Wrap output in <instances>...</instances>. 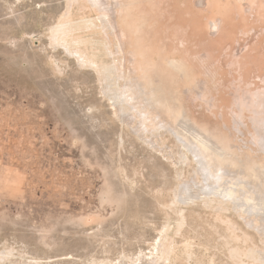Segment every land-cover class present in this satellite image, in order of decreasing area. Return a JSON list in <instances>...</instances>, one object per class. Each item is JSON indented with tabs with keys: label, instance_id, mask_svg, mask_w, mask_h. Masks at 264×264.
I'll return each instance as SVG.
<instances>
[{
	"label": "rangeland",
	"instance_id": "rangeland-1",
	"mask_svg": "<svg viewBox=\"0 0 264 264\" xmlns=\"http://www.w3.org/2000/svg\"><path fill=\"white\" fill-rule=\"evenodd\" d=\"M227 5L158 6L151 14L157 41L173 45L182 22L195 32L187 14L205 22ZM263 8L264 0H252L244 11L235 8L216 34L206 28L201 50L212 56L210 73L221 60L239 58V48L251 51L242 55L250 59L216 75L232 89L204 79L219 105L249 96L242 83L252 78L251 68L264 73ZM97 10L89 0H0V264H264V220L248 216L251 202L231 201L205 181L207 173L196 174L199 164L182 137L149 128L132 90L125 94L132 104L117 97L128 90L118 73L124 60ZM173 11L182 22L169 19ZM115 13L106 3V14ZM63 23L65 36L57 31ZM197 91L190 100L203 97ZM195 113L220 130L225 146L248 137L246 130L238 135L230 118L226 130L220 119Z\"/></svg>",
	"mask_w": 264,
	"mask_h": 264
},
{
	"label": "bare ground",
	"instance_id": "bare-ground-1",
	"mask_svg": "<svg viewBox=\"0 0 264 264\" xmlns=\"http://www.w3.org/2000/svg\"><path fill=\"white\" fill-rule=\"evenodd\" d=\"M225 1L228 4L227 7L222 9L221 11H216L215 14L208 17L205 22L202 18L197 17L194 14L186 15L191 19L190 22L192 23L195 32H190L189 25L180 21L175 11L171 12L169 14V19L172 21L178 20L182 22V24L176 26V29L173 31V39L175 40V43L169 46L166 41H157L155 24L156 19L152 18L151 14L157 12L158 6L168 9V6L172 7L174 3L175 7V4H177V0H89V2L94 7L99 9V11H97L100 12V14H98L101 15V17L106 21L104 22L107 23L105 27H109L110 30H112L113 34L119 40L120 47H118L121 51L120 53H122L124 62H122L121 70L119 69L120 65L117 66V63L115 64L117 69H119L118 73L121 72V77L119 78L121 79V81H125L123 83L127 84H125L126 86L123 84L122 85L125 86L124 88L127 87L128 90H125V92L124 90L123 92L118 91L117 97L122 99L121 102H123V100L125 102L128 101V103L132 102V99H129V97L126 96V93H129L132 90L134 98L131 94L130 95L133 98V104L137 105L141 111L144 110V114L145 111L148 113L147 116H144L143 122H145L149 128L155 126L157 128L154 129L157 130L158 128L171 129L178 136H180V138L182 137V140L184 142L180 141V143H182V146L186 147L193 154L194 158L196 159V163L199 164L197 165L200 168V170L198 169L200 173L197 170L196 174H199L200 176L201 173H207L209 179H206L205 181H212V183L216 184L217 187H220L219 189H221L222 192L220 190L219 191L224 196H228L231 201L234 200L235 202L236 200H244L249 203L251 202L250 204H252L251 206H253L254 209L252 211L250 210V213L247 211L248 216L249 214H253L255 215L254 219L258 221V219L264 220L261 219V217L263 218L264 216H261L260 213H257L264 210V73L261 72V69L255 70L254 67L251 68L247 75L250 76L252 74V80L246 79L243 80L242 83V85L248 90H243V93H248L249 96L243 99L242 95L241 100L239 102H236V105H219L218 99H216V97L212 95V91H208L209 85L204 80L205 78L210 77L212 79V85L215 84L213 85V87H220L223 90L232 89L233 86L227 88L228 81L226 82L224 80H217L216 75L219 71L224 72V70L226 68H230L231 65L234 66L236 63L239 64L241 59H250L251 57H249V55L242 56L244 53L247 54L251 52L248 47L242 48V50L241 48H239V58H232L230 63L228 61L221 60V63H218L214 69L216 73L209 72V69L212 70L213 66L209 61V58H211L212 56L211 54H207L206 52H203L201 50V48L205 47V42L202 37L207 31L206 28L212 29L210 30V32L216 34L217 31L213 29L217 30L219 28L220 30L222 27H226V24L229 25L231 19L230 14L235 8H240L241 11H244L246 10L245 7H248L252 3V0ZM109 2L116 9V13L113 17L106 14V3ZM218 3L219 0H194V5L196 7H208L210 5L212 6V8H216ZM186 7H188L190 11H192L193 9V6L191 4H188ZM63 18L65 20L66 17L64 16ZM115 19L118 26L115 25L112 21L114 20L115 22ZM67 26L68 25H64L63 23L59 26L57 31L62 32L64 30L65 33L62 32V34H69V29ZM97 26L98 25H96V28H98ZM198 36L201 38L198 39ZM110 38L113 37H111L110 35ZM190 38L196 40V43L193 44V46L192 44H190ZM103 41H105V39ZM108 43H110V41ZM195 49H200V53H195L198 52ZM193 51H195V54L192 53ZM118 54L119 53H117V55ZM256 60H258V58H256ZM227 63H229V65ZM254 78H256V80H258V84L261 83V85H255V83H252ZM196 89H198L199 91H197ZM193 91H197V93L195 92L196 95H201L202 93L203 97L199 99L191 98L190 100V95L191 93H193ZM135 98L136 101L134 100ZM188 99L193 104V109H191L188 105ZM251 102L253 103L250 104ZM199 110L204 114H208V116H210L211 118H214L216 120L220 119V121L222 122L221 125L226 130H230V128L227 127V121L225 122V120L227 118H230L232 124L231 127L234 128L237 133H239L238 135L243 136V131H247V139L242 137V142L238 147H233L232 145H223V141L220 139L221 137L219 135L220 130H216L206 121L197 120L195 112H198ZM126 119L127 116L125 117V122ZM136 120H138V118ZM129 123L130 121L128 122V124ZM136 127H138V125ZM145 127H142V129ZM140 129L141 127L139 128V130ZM143 131L145 133V130ZM164 132L166 131L164 130ZM174 132L172 134H175ZM224 140L226 141V139ZM238 141L239 140H237V142ZM184 143H186V145H189L186 146ZM183 148L181 147V149ZM181 154L179 153V155ZM183 154L185 155L184 152ZM196 174L193 175L196 176L194 178L197 179L198 177ZM192 185H195V183ZM190 188L191 187H189V189ZM210 188L208 190L206 187L208 191H211ZM180 193H182V191ZM187 194L188 193H186V196ZM213 194V196L215 197V193ZM188 196L190 195L188 194ZM239 208L240 207H238V209ZM244 208L246 207L244 206ZM244 208L243 212H246L244 211L246 210ZM253 215H250V217H252ZM251 221L253 222V220ZM260 224L263 223L260 222L259 225Z\"/></svg>",
	"mask_w": 264,
	"mask_h": 264
}]
</instances>
